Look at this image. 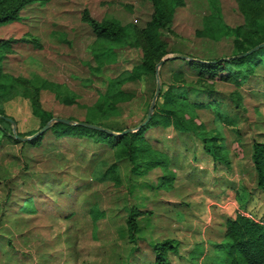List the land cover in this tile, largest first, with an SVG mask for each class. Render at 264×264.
I'll list each match as a JSON object with an SVG mask.
<instances>
[{
    "label": "rangeland",
    "instance_id": "rangeland-1",
    "mask_svg": "<svg viewBox=\"0 0 264 264\" xmlns=\"http://www.w3.org/2000/svg\"><path fill=\"white\" fill-rule=\"evenodd\" d=\"M16 3L21 4L18 18L0 23V37L10 40L0 45V84L7 88L0 99L3 117L0 119V264H159L155 262L156 252L170 264H226L224 245L215 246V238L198 224L189 228L195 213L190 187L195 183H187L186 178H200L194 165H184L181 161L188 156L190 161L197 159L190 149L171 155L160 151L156 158L141 146L140 151L145 155L130 172L137 175L133 177L134 183L126 187L128 192L123 183L121 192L116 193L119 186L113 187L111 180H97L104 161L111 162L116 154L107 143L97 144L93 137L47 133L38 146H32L11 134L14 131L29 135L40 127V117L32 112L34 100L53 117L82 119L84 107L104 90L109 77L137 62L139 50L127 42L134 38L133 29L142 26L148 18L150 3L145 0H0V8ZM257 7L261 6L257 4ZM216 8L228 25L243 21L235 0H216L210 4L208 0H183L176 8L172 32L165 38L167 53L163 58H166L158 66L159 89L167 87L168 69L185 64L172 59L177 54L207 58L234 51L232 37L213 39L195 32L207 13ZM84 9L96 19L105 18L126 31L122 39L125 43L112 45L113 62L100 65L94 60L92 47L100 40L81 19ZM257 21L264 23V15ZM253 70L248 79L241 81H187L196 88L212 85L223 92L224 100L236 98L239 106L229 103L222 108L230 112L243 109L246 114L245 120L239 121L236 127H226L213 110L194 109L197 120L211 119L209 125L216 129L213 134L203 133L212 136L207 140L211 156L229 151L228 145H234L235 141L231 140H236L237 135L245 141L251 137L264 139V62ZM122 86L132 90L134 96L118 104L117 119L121 125L131 128L143 119L155 83L146 76ZM158 92L154 104L161 101ZM194 94L204 98L200 91L190 93ZM178 131L166 127L161 133L162 140L173 144L181 138ZM96 153L103 154V163L96 162L99 159ZM88 156L94 159L90 165L85 162ZM116 162L115 172L126 181L130 161L123 157ZM251 173L246 174L247 178L252 177ZM109 175L115 181L116 173ZM129 190L130 199L126 198ZM127 206L144 210L136 219L141 221L143 229L136 231L133 238L127 233L128 244L122 223L124 212H121ZM79 224L80 229L75 233L80 231V234L73 243H65V235L71 236L70 231ZM217 239L224 242L223 237ZM164 240L170 241L159 245Z\"/></svg>",
    "mask_w": 264,
    "mask_h": 264
},
{
    "label": "trees",
    "instance_id": "trees-1",
    "mask_svg": "<svg viewBox=\"0 0 264 264\" xmlns=\"http://www.w3.org/2000/svg\"><path fill=\"white\" fill-rule=\"evenodd\" d=\"M145 1L150 3V14L142 26L133 29L134 38L132 41L127 42L129 46L138 48L139 58L137 62L108 80L104 90L97 94L90 105L84 107L83 117L80 121L94 123L112 131L122 130L125 126L121 125V120L117 119L118 104L134 96L132 90L122 85L128 81H140L146 76L152 79V83H155V63L167 53L165 38L166 35L172 32V15L176 8L183 4V0ZM215 1L208 0V4L215 3ZM235 1L237 10L243 15V21L240 24L231 26L224 23L216 8L211 13H207L205 20L200 23V28L195 30L198 35H205L213 39L232 37L234 51L225 56L215 55L207 58L180 53L172 58L179 59L185 64L179 63L176 68L168 69L169 82L167 87L163 90L160 87L158 96H161V101L154 104L152 113L146 123L120 135H113L101 129L81 124H70L61 121L51 122L45 131L56 136L77 134L93 137L98 141L111 142L116 153L114 155L127 156L133 163V167L138 165L141 162V156L145 155L140 151L141 146H145L153 157L158 158L160 154L158 149L151 147L147 142V130L152 127L172 126L178 130L190 131L208 150L207 140L212 136L203 133H210L211 131L210 134H213L216 129L214 126L209 125L211 119L207 122L197 120L196 115L193 114L194 109H211L217 117L228 123L233 121L234 118L228 115L226 109L222 107L229 103L237 106L239 104L235 100L236 98L225 101L223 92L215 89L212 85L196 88L190 86L187 81L200 80L197 82H202L203 80H209L213 82L231 79L241 81L248 79L254 73L253 67L264 62V45L247 54L238 55L264 40V30H260V28H264V23H258L257 21L264 15V8H262L264 7V0ZM257 4L261 7L255 8ZM20 5V3H16L0 8V23L18 18ZM81 19L88 23L96 38L100 40L97 46L92 47L94 60L100 65L113 61L115 51H113L112 45L125 43L122 40L123 35L126 33L124 28L105 18L96 19L87 13L85 9ZM7 40L0 37V45L4 44V41L7 43L10 41ZM6 91L7 88L0 84V99L3 94L7 93ZM193 91H200L204 98H195V94L191 96L190 93H193ZM147 104H149L148 101ZM184 110L185 112H183ZM32 112L40 117L39 126L53 116L49 110L42 109L36 100L33 101ZM2 118L0 114V119ZM2 130L6 134V130L3 128ZM45 131L34 138L26 140V142L31 145L39 144ZM238 139L240 140L235 141L233 145L236 151L240 147L239 144H245L241 138L238 137ZM249 148L251 166L255 173V185L264 193V139L252 137ZM109 166L108 171H112L113 164ZM142 212L144 210L131 206L126 214L127 232L131 238L134 237L137 230V216L141 215ZM223 239L224 242L221 244L225 246L227 253L226 264H264V225L242 213H236L233 217L225 219ZM166 242L164 240L159 245ZM154 248H156V245H154ZM155 260L159 264H170L161 258L159 252H156Z\"/></svg>",
    "mask_w": 264,
    "mask_h": 264
},
{
    "label": "crops",
    "instance_id": "crops-1",
    "mask_svg": "<svg viewBox=\"0 0 264 264\" xmlns=\"http://www.w3.org/2000/svg\"><path fill=\"white\" fill-rule=\"evenodd\" d=\"M111 62H113V61H111ZM106 64H108V63H106ZM116 75H113L112 77H115ZM109 78H111V77H109ZM194 96H195V98L203 99L202 97H199L197 94H195ZM225 101H227V100L225 99ZM211 112H213V111H211ZM226 113H228V115H230L232 118H234L233 121L228 122V123H226L225 120H223V119L221 120L222 123L226 124V127H236V124L239 121H244L245 120L244 118L246 117V114L244 113L243 109H241L239 112H235V111L230 112V111L226 110ZM166 127L173 128L172 126H166ZM166 127L157 126V127H152V128L147 130V133H148L147 142L150 144L151 147L156 148L159 151H161L163 153L165 152L166 154H169V155H171L172 152L175 153V151H176V153H178V152L180 153V152H183L184 149H186V150L190 149V151L193 153V156L197 157V159L193 158V159H191V161L189 160L190 159L189 156L184 157V159L181 160V161L185 162V163H183L184 165H190L189 163L194 165L196 167V171L198 172V175L200 177V178H198L199 180L195 179L194 177H192L191 180H190V177L186 178V180L188 181L187 183H195L193 186L190 187L191 189H193V191H192L193 197H191V199H192V203H193L192 205L195 208V210H194L195 213L190 218V227L189 228H191L195 224H198V226L201 229H203V230L207 229L210 233L209 236L210 237L212 236L215 238V240H216L215 246H216L218 243L219 244L222 243L220 241V239H219L220 242L217 241L218 240L217 237H219V238L223 237L224 223H225L226 218L233 217L236 213H242L246 216L249 215L253 219H259L261 217H264V193L260 189H258L255 185V173H254V170L251 166V161H250V148H249L250 141H248V140L245 141L241 137V140H243L245 142V144L244 145L239 144L240 147H239L238 151L234 150L233 145L231 144V146L228 145L229 151H226V153L223 151H219L217 156H215V155L211 156V154L208 152V150H206L203 147L200 140H198L196 138V136L190 131L179 130L177 135L181 138L174 140L175 142L173 144H171L172 141H170L167 144L166 142H164L162 140V137H161L162 130L165 129ZM124 128H128V127H124ZM115 132H118V131H115ZM47 133L48 132L45 131L44 134H47ZM157 133H158V137H155V134H157ZM220 133L224 134L221 131H220ZM48 135L52 136L53 134L50 133ZM68 135L86 136V135H77V134H63L61 136H68ZM53 136H55V135H53ZM86 137H89V136H86ZM238 137H239V135L236 136V140H233V138H232L231 141L240 140V139H238ZM251 139H252V137H251ZM41 140H42V138H41ZM93 140L97 144H103V143L106 144L107 143L110 146V149L113 151V144L111 142L98 141L95 139H93ZM222 141H224V140H222ZM39 144L32 145V146H38ZM167 150H169V152H167ZM95 155H98V154L96 153ZM178 155H176V157ZM102 156H103V154H101L99 156V159L96 160L97 163H98V160H99V162L103 161V160H101ZM106 157L107 156L104 155V159ZM123 157H125L128 161H130L127 158V156L119 155V156H115L114 160H112L109 163H106V161H104V163L102 162L104 164V167L100 171V176L97 179L98 181L99 180L100 181L111 180L110 183L112 185L113 184L115 185V186L113 185V187L119 186V188L115 189L116 193L119 190L121 192V186L123 185V183L125 184L126 192H128L126 187L130 184V182L134 183L133 177L137 176V175H133L132 173H130L131 167L133 168V165H131V161H130V166L128 168V172L126 175V181H128V182H126L123 178L120 179V174L115 172V168L118 167L116 160L117 159L119 160ZM90 161H94L92 156H91V158H89V156H88L85 162H86V164L88 163V165H90ZM169 162L173 163L171 161H169ZM180 162H178L179 165H180ZM111 164H113V169H112V171H108L109 170L108 167H110L109 165H111ZM176 165H177V163H176ZM190 169H189V171H190ZM192 169H194V167H192ZM189 171L185 173L186 176H188ZM106 172L109 174L116 173L115 181L117 183L115 181H113V179L110 178L111 176L109 174H107ZM247 173H251L252 177L247 178V175H246ZM181 175H184V174H181ZM165 176H167V175H165ZM201 182L206 183L205 188H203V186H205V185H199V183H201ZM136 191H137V189H136ZM128 194H129V196L126 198H128V199L132 198L131 197L132 194L130 193V190H129ZM23 204H24V202H23ZM23 204H22V206H23ZM130 207L131 206H127L126 210L121 211V212H124V219H123L122 223H123V227H124V232L126 229L125 238H126L127 244H128V241H130V239L127 235L128 232H127L125 217H126V214H127ZM118 211H119V209H118ZM114 213H117V210ZM201 213H202V215H201ZM136 223H137V230L136 231L137 232L141 231V229H143V227L141 225V221L136 220ZM78 229H80V224L76 228H73L70 231V233L73 235V237H72V235L71 236L65 235L64 242L65 243H71V242L73 243L77 234H80V231L78 233H75V230H78ZM187 233L189 234V232H187ZM203 236H204V233H203ZM166 241H170V240H166ZM175 245H177V243H175ZM169 246H172V245L169 243ZM155 255H156V253H155ZM169 256H172L171 253H169ZM171 260H173V258H171ZM155 262H156V260H155Z\"/></svg>",
    "mask_w": 264,
    "mask_h": 264
},
{
    "label": "water",
    "instance_id": "water-1",
    "mask_svg": "<svg viewBox=\"0 0 264 264\" xmlns=\"http://www.w3.org/2000/svg\"><path fill=\"white\" fill-rule=\"evenodd\" d=\"M261 45H264V40L254 44L252 47H250L249 49H247L246 51L244 52H241L239 53L238 55H243V54H247L249 52H251L252 50L256 49L257 47H260ZM166 57H161L156 63H155V68H154V71H155V88H154V92L150 98V101H149V104H148V108L146 110V113L143 117V119L138 122L133 128H123L122 130L118 131V132H115V131H112L106 127H102V126H99L97 124H94V123H89V122H84V121H80V120H70L68 118H65V117H59V116H56V117H51L50 119L46 120L37 130H35L34 132H32L31 134L29 135H20L14 131H12V136H14L16 139L20 140V141H26V140H29L31 138H34L36 137L37 135L41 134L44 130H46L49 125L51 124L52 121H61V122H66V123H70V124H81V125H84V126H88V127H92V128H96V129H101L105 132H108L110 134H113V135H120V134H123L125 133L126 131H130V130H133L141 125H143L144 123L147 122V120L149 119L151 113H152V108H153V105H154V102H155V97H156V94L158 92V89H159V80H158V66L159 64H161V62L165 59ZM10 122H12V119L9 118V117H6Z\"/></svg>",
    "mask_w": 264,
    "mask_h": 264
},
{
    "label": "built area",
    "instance_id": "built-area-1",
    "mask_svg": "<svg viewBox=\"0 0 264 264\" xmlns=\"http://www.w3.org/2000/svg\"><path fill=\"white\" fill-rule=\"evenodd\" d=\"M248 217H251V216L248 215ZM251 219H253V218L251 217ZM253 220L256 221L259 224L264 225V217L259 218V219H253Z\"/></svg>",
    "mask_w": 264,
    "mask_h": 264
}]
</instances>
